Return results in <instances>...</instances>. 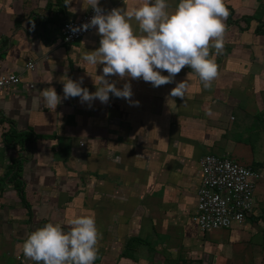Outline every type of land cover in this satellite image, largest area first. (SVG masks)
<instances>
[{
  "label": "crops",
  "instance_id": "obj_1",
  "mask_svg": "<svg viewBox=\"0 0 264 264\" xmlns=\"http://www.w3.org/2000/svg\"><path fill=\"white\" fill-rule=\"evenodd\" d=\"M142 3L100 0V7L131 10ZM177 3L168 0V10ZM225 4V46L215 56L211 87L188 66L159 87L110 75L118 88L130 82L131 101L139 104L111 95L107 103L73 97L48 108L41 92L53 86L63 97L67 77L82 78L90 92L99 86L103 64L81 60L99 48L97 29L73 44L61 37L62 23L91 6L0 0V77L21 76L0 92V264H36L18 247L27 235L48 222L67 231L68 220L82 214L95 217L100 234L95 264H225L232 242L255 240L254 229L264 225V0ZM28 61L34 71L25 68ZM189 72L185 98L171 97ZM206 154L262 172L255 216L229 230L226 241L192 221ZM214 244L221 250L213 251Z\"/></svg>",
  "mask_w": 264,
  "mask_h": 264
},
{
  "label": "clouds",
  "instance_id": "obj_2",
  "mask_svg": "<svg viewBox=\"0 0 264 264\" xmlns=\"http://www.w3.org/2000/svg\"><path fill=\"white\" fill-rule=\"evenodd\" d=\"M88 3L95 14L83 29L96 28L101 39L99 48L84 51L81 60L92 66L103 64L99 86L90 92L82 86V78L76 81L67 77L62 80L63 97L53 86L41 92L46 107L56 108L62 99L73 97H80L82 102L99 99L107 103L111 95L139 104L131 101V83L118 88L109 81L110 75L142 78L159 87L172 82L188 66L205 88L211 87L218 76L215 56L224 49V21L230 14L225 0H178L173 11L168 10V0H143L131 10L113 8L108 12L102 10L100 0ZM133 19L138 22V30L133 28ZM210 47L215 49L214 54H210ZM192 72L176 83L171 97L185 98ZM39 99L34 98L33 103ZM68 224L70 228L65 231L59 223L48 222L30 232L18 247L36 264H95L100 235L95 217L82 214L69 219Z\"/></svg>",
  "mask_w": 264,
  "mask_h": 264
},
{
  "label": "built area",
  "instance_id": "obj_3",
  "mask_svg": "<svg viewBox=\"0 0 264 264\" xmlns=\"http://www.w3.org/2000/svg\"><path fill=\"white\" fill-rule=\"evenodd\" d=\"M94 14L95 10L90 9L78 20L63 22L61 25L63 43L73 44L89 35L94 27L84 30L83 25L89 23ZM77 27L80 30L73 31ZM25 68L34 71L36 63L28 61ZM20 83L19 75L2 76L0 92ZM33 87L34 85H31V88ZM199 165L201 185L197 194L196 212L192 217L193 223L204 233L243 227L255 216L256 193L262 180L261 170L214 154L203 156Z\"/></svg>",
  "mask_w": 264,
  "mask_h": 264
},
{
  "label": "rangeland",
  "instance_id": "obj_4",
  "mask_svg": "<svg viewBox=\"0 0 264 264\" xmlns=\"http://www.w3.org/2000/svg\"><path fill=\"white\" fill-rule=\"evenodd\" d=\"M255 236L256 234H259L255 237V240L252 241L250 244H248L249 242H245L241 241V245L240 247H235L237 244L240 243L239 242H232L231 244V253L229 255V257H225V264H264V225H258L255 229ZM222 234H225L223 237L226 241V239L229 236L230 231H216ZM228 232V233H226ZM253 236V235H252ZM206 238L208 236H205ZM221 237V236H219ZM211 238V236L209 237ZM254 239V238H253ZM209 239L207 238L206 241H208ZM225 241L223 243H225ZM216 243H220V239L218 240V242H214ZM214 245L213 246V251H220L221 249H218V247H216ZM234 244V245H233ZM255 245V247H254ZM215 246V247H214ZM254 247V248H252ZM217 248V249H216ZM204 259H206L204 257ZM203 260V258H202ZM224 262V261H223ZM209 263V262H207Z\"/></svg>",
  "mask_w": 264,
  "mask_h": 264
}]
</instances>
